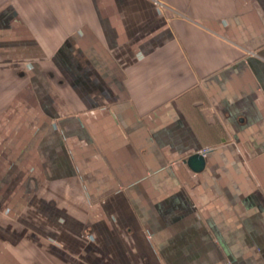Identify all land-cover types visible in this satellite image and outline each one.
Returning <instances> with one entry per match:
<instances>
[{
	"label": "crops",
	"instance_id": "obj_1",
	"mask_svg": "<svg viewBox=\"0 0 264 264\" xmlns=\"http://www.w3.org/2000/svg\"><path fill=\"white\" fill-rule=\"evenodd\" d=\"M0 264H264V0H0Z\"/></svg>",
	"mask_w": 264,
	"mask_h": 264
},
{
	"label": "water",
	"instance_id": "obj_2",
	"mask_svg": "<svg viewBox=\"0 0 264 264\" xmlns=\"http://www.w3.org/2000/svg\"><path fill=\"white\" fill-rule=\"evenodd\" d=\"M198 168H199V166H198Z\"/></svg>",
	"mask_w": 264,
	"mask_h": 264
}]
</instances>
